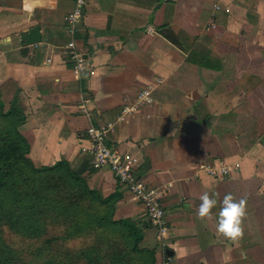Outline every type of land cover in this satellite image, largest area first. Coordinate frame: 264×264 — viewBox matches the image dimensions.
I'll return each instance as SVG.
<instances>
[{
	"label": "crops",
	"instance_id": "0c3cea01",
	"mask_svg": "<svg viewBox=\"0 0 264 264\" xmlns=\"http://www.w3.org/2000/svg\"><path fill=\"white\" fill-rule=\"evenodd\" d=\"M73 7L0 0V90L9 100L18 94L25 109L31 159L67 160L105 196L121 192L118 218L150 222L110 167H93L87 128L116 121L155 83L152 105L107 138L138 158L139 177L165 188L169 244L161 248L150 222L142 245L156 249V264H264V0H86L75 39L95 72L81 79L66 53ZM35 25L42 40L23 46L21 32ZM201 163L230 171L213 177ZM206 191L217 205L202 221ZM228 192L246 201L238 242L216 231Z\"/></svg>",
	"mask_w": 264,
	"mask_h": 264
},
{
	"label": "trees",
	"instance_id": "16d2710c",
	"mask_svg": "<svg viewBox=\"0 0 264 264\" xmlns=\"http://www.w3.org/2000/svg\"><path fill=\"white\" fill-rule=\"evenodd\" d=\"M26 120L0 90V264H156L142 245L151 223L118 218L121 192L105 196L67 160L37 165Z\"/></svg>",
	"mask_w": 264,
	"mask_h": 264
},
{
	"label": "built area",
	"instance_id": "2783aa9c",
	"mask_svg": "<svg viewBox=\"0 0 264 264\" xmlns=\"http://www.w3.org/2000/svg\"><path fill=\"white\" fill-rule=\"evenodd\" d=\"M86 0H74V7L67 15V27L71 34V39L66 45V53L72 62V70L75 76L82 78L84 72L94 74L95 71L90 69L87 59L81 51L75 39V34L85 16ZM216 9L221 6L217 5ZM50 61V59H48ZM161 80H158V83ZM155 83L147 84L136 95V97L124 104L116 121L107 124H90L87 128L88 138L91 142V153L93 156V167L96 169L108 166L119 177L120 181L126 185L128 192L133 199L140 202L143 206L144 215L155 226L157 230V238L161 248L168 246L167 238L169 234V226L167 223L166 211L163 208L159 198L164 186L151 184L139 177L136 173L138 158L129 152H123L119 148L110 147L107 143L109 134L116 130L117 123H126L146 106L152 105L153 89ZM90 101L88 97H83L82 108L87 112L86 104ZM200 169L209 175L221 178L228 174L230 168L228 166H215L211 163H201ZM239 167V164H236ZM168 264V263H165Z\"/></svg>",
	"mask_w": 264,
	"mask_h": 264
},
{
	"label": "clouds",
	"instance_id": "9594fccd",
	"mask_svg": "<svg viewBox=\"0 0 264 264\" xmlns=\"http://www.w3.org/2000/svg\"><path fill=\"white\" fill-rule=\"evenodd\" d=\"M201 201L197 217L205 221L213 216L212 209L216 207L217 200L209 192H203L199 196ZM246 217V201L237 199L233 193L228 192L223 196L222 207L219 211L216 231L226 239L238 242L244 235L243 221Z\"/></svg>",
	"mask_w": 264,
	"mask_h": 264
},
{
	"label": "water",
	"instance_id": "95a60500",
	"mask_svg": "<svg viewBox=\"0 0 264 264\" xmlns=\"http://www.w3.org/2000/svg\"><path fill=\"white\" fill-rule=\"evenodd\" d=\"M21 43L23 46H29L39 43L42 40L41 28L35 25L21 32ZM172 254V252H170Z\"/></svg>",
	"mask_w": 264,
	"mask_h": 264
},
{
	"label": "rangeland",
	"instance_id": "374dc122",
	"mask_svg": "<svg viewBox=\"0 0 264 264\" xmlns=\"http://www.w3.org/2000/svg\"><path fill=\"white\" fill-rule=\"evenodd\" d=\"M9 86H10V85H9ZM10 87H12V86H10ZM12 88L14 89V87H12ZM4 91L6 92L5 89H3V92H4ZM5 92H4L5 100H6V102L8 103V102H9V97L7 96V92H6V93H5ZM107 141H108V139H107ZM14 241H18L17 238H14Z\"/></svg>",
	"mask_w": 264,
	"mask_h": 264
}]
</instances>
